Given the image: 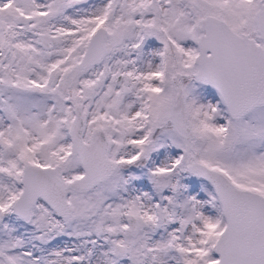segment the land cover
<instances>
[{"label":"snow or ice","instance_id":"obj_1","mask_svg":"<svg viewBox=\"0 0 264 264\" xmlns=\"http://www.w3.org/2000/svg\"><path fill=\"white\" fill-rule=\"evenodd\" d=\"M0 264H264V0H0Z\"/></svg>","mask_w":264,"mask_h":264}]
</instances>
